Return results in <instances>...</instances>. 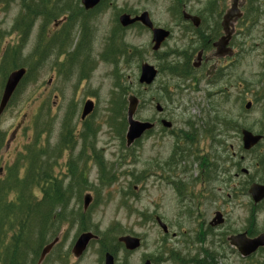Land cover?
<instances>
[{
    "label": "flooded vegetation",
    "instance_id": "1",
    "mask_svg": "<svg viewBox=\"0 0 264 264\" xmlns=\"http://www.w3.org/2000/svg\"><path fill=\"white\" fill-rule=\"evenodd\" d=\"M50 1L45 0L49 6H42L41 10L32 4L30 12L34 15L30 20L20 18V11L13 27L15 40L0 49V105L9 74L25 69L23 80L0 114V125L1 117L29 71L43 59L51 64L54 57L60 63L65 81H76L75 94L77 80H87L96 61L121 71L137 60L134 64L139 75L141 66L149 65L157 71V76L151 85H143L138 83V75V85L149 94L143 100L139 101L134 94L125 97L126 90L121 100L113 96L110 104L120 110L117 112L120 122L118 128L111 127L114 137L105 145L115 150L114 162L108 167L101 153L105 149L99 148V131L94 127L95 97L79 102L74 112L78 115L76 122L71 118L62 122L59 144L64 160L59 177H53L61 182L69 200L78 192L82 207L78 212L77 233L66 253L61 250L62 236L54 232L46 244L51 247L44 259L55 252L58 258L60 246V254L65 258L60 257V263L78 261L94 245L97 264H104L106 255L111 257L112 264H131L129 258L144 250L141 237L109 229L117 232L109 239L90 222L95 190L88 180L91 165L102 187H114L123 178L128 188L131 183L139 184L142 195L154 192L157 200L172 202L173 206L157 203L150 213L146 211L148 221L159 231V257L143 253L137 264H264V245H252L253 240L264 236V196L253 194L254 188L264 187V112L259 116L253 112L259 100L264 102V0H171L169 25L156 24L149 10L132 8L126 1L118 5V0H99L93 8L85 9L82 1L76 0L63 2L57 11L52 9L56 2L50 4ZM144 13L148 14L153 28L169 33L158 49H154L151 30L140 21L128 25L121 22L123 16L133 20ZM37 19L42 23L36 28L34 46L29 53L32 62L21 64L23 42ZM99 19L107 22L111 30L104 34L95 60L90 52L94 43H91V24ZM50 22L51 30L47 29ZM134 30L149 35L145 47L127 41ZM172 39V45L168 46ZM53 65L51 71L55 73V67L58 70L59 67ZM160 75H167L173 87L169 90L163 84L157 87L159 95H153L152 87ZM52 79L54 76L46 83L50 88ZM50 93L52 90H47ZM58 96L55 94L54 98ZM130 96L137 98V109L142 113L138 120L135 112L134 119L149 128L145 127L140 137L127 145ZM87 102H92L93 109L82 118ZM255 137L260 138L252 144ZM14 140L15 130L9 134L0 130V160L2 147L8 152ZM13 153L14 150L7 154V161ZM138 159L137 170L134 163ZM47 162L51 173L53 166ZM4 165L0 167V182L7 179ZM122 167H125L123 171ZM117 192L129 194L122 186ZM85 197L90 199L86 208ZM72 220L65 225L72 226ZM84 233L96 239L90 240L82 254L75 256L73 247ZM124 236L138 238L139 246L127 249L119 240Z\"/></svg>",
    "mask_w": 264,
    "mask_h": 264
},
{
    "label": "rangeland",
    "instance_id": "2",
    "mask_svg": "<svg viewBox=\"0 0 264 264\" xmlns=\"http://www.w3.org/2000/svg\"><path fill=\"white\" fill-rule=\"evenodd\" d=\"M54 1L57 5H52V9L57 11L60 9V6L63 5V2L72 3L76 0H51L50 4ZM125 1L132 8L149 10L151 17L156 24L169 25L171 17L170 9L172 7L171 0H118V5H122ZM22 3H25L26 5L29 4L30 7L37 6V10H41L42 6H49L45 0H43V3L42 0H11L9 2H0V49L6 44H12V40H15L12 36L15 35L13 27L15 26V20L20 15ZM57 19H59V17ZM40 23H42V20L37 19L32 31L23 42L21 50L23 57L20 59L21 64L24 63L29 65L32 62L28 57L34 46L36 28ZM91 27H93L91 43L93 41L94 43L92 51L90 52L92 57L97 60V53H100L101 51V40L104 34L111 30V27L102 19L95 21L91 24ZM47 29H52V22L49 23ZM20 34L23 36L21 32ZM9 35H11V37ZM127 41L133 46L145 47L150 41V37L149 35L142 33L140 30H134L130 32ZM172 43L173 39L169 41L168 46H171ZM142 51V55H144V50ZM135 61L137 60H134L129 68L121 71H115L109 65L96 61L94 64L95 68L90 73L89 78L85 81L77 80L76 94L74 93V85H76V81H65L66 79L63 74H61L63 68L59 65L60 63L56 62L54 57L52 58L51 64L46 63L43 59L33 69L31 68L27 77L18 88L15 98L11 104L7 106L3 117H1L0 130L2 131V134L7 132L9 134L11 131L15 130V140L12 143L10 150L7 152L4 147L1 149L0 167H2L5 162V178H8L10 169L12 167L15 168L16 162H22L29 152H33V154L36 152H45V156L40 160L43 162L48 161L50 165L52 164L53 170L51 171V175L59 177V171L61 172L64 160L59 144V134L62 128V122L66 118H71L73 123L76 122L75 118L78 116L74 113L76 107L79 105V102L89 96L95 97L97 101L93 120L95 121L96 119L97 123L94 127L99 131V148L105 149V151L101 152L103 160L107 167L112 164L114 162L112 157L115 154L114 147L111 145H105L106 143H109L110 137H114V131L110 129L118 128L117 123L120 122V117L117 115V112L120 110L112 108L110 104L111 100H114L113 96H115L116 99L121 100L122 96L119 95L121 88L126 89L127 95L125 97L134 94L138 97L139 101L143 100L145 95H149L145 94L137 83L139 70L134 64ZM53 64H56L59 67V70L55 67L57 70L55 73L51 71V67L54 68ZM50 76H54L51 88L46 84ZM1 82L2 78L0 75V87ZM163 84L166 85L169 90L173 87V81L170 80L167 75H160L155 85L152 87V94L159 95V93H157V87ZM47 90H52V94H47ZM55 94L59 95L58 98H54ZM75 99L77 102H74ZM186 105L187 103L183 104L181 110H184ZM253 112L257 116L261 115L264 112V102L259 100L258 104L254 107ZM141 117L142 113L140 108H138L136 111V118L139 120ZM114 119L115 121H113ZM90 123H92L91 120ZM110 133L112 134L109 135ZM13 150L14 153L10 160L7 161V154ZM134 164L138 170L139 159L138 162ZM124 168L125 167H122L121 171H123ZM89 170L90 173L88 180L94 185L95 189L92 193L94 200L90 207V222L97 225L99 233L108 235L109 239V236L117 233L113 230L109 232V229H116L119 230L118 233L132 234L139 238L141 237L144 240V250L129 258L131 264H137L139 257L143 255V253H147L149 256L152 255L159 257L157 255L159 231L156 227L151 225V222L148 221L149 216H146L145 213L146 211H149L148 213H150L152 209L156 208L157 203L163 204V207H169L173 206L172 202L157 200L154 192H151L148 196H145V194L142 195L139 190V184L131 183L128 188L124 184L126 179L123 178H120L122 180L114 187L111 185L102 187L99 184V181H97V173L91 165ZM103 176L104 181H106L108 173L105 172ZM120 186L129 191V194L127 195L117 192V190H120ZM134 186L138 187V189L134 190ZM84 190L85 189H83L82 192ZM77 197L78 192L75 191V197L70 198L68 204L69 209H66L67 218H65V222L61 223L62 225L60 224L56 230V233L59 236H62L63 243L61 250L63 253H66L70 241L77 233L76 224H78V212L81 211L82 207V198L77 199ZM70 218H73L70 223L72 226L65 225L69 222ZM58 251V258H56L55 252L48 255L42 263L62 264L60 263L59 258H65L60 254V246L58 247ZM96 251L97 247L91 245L88 252L81 259L74 262L71 259L67 264H97L98 256ZM32 262L33 257L29 261V264H32Z\"/></svg>",
    "mask_w": 264,
    "mask_h": 264
},
{
    "label": "trees",
    "instance_id": "3",
    "mask_svg": "<svg viewBox=\"0 0 264 264\" xmlns=\"http://www.w3.org/2000/svg\"><path fill=\"white\" fill-rule=\"evenodd\" d=\"M30 10L22 3L20 18L30 20ZM125 90L119 95L125 96ZM45 154L29 152L0 182V264H29L32 257L36 264L57 226L65 222L69 199L40 160Z\"/></svg>",
    "mask_w": 264,
    "mask_h": 264
},
{
    "label": "water",
    "instance_id": "4",
    "mask_svg": "<svg viewBox=\"0 0 264 264\" xmlns=\"http://www.w3.org/2000/svg\"><path fill=\"white\" fill-rule=\"evenodd\" d=\"M81 1L85 9H91L99 2V0H81ZM136 20L140 21L145 27L151 30L153 42L155 43L154 49H158L160 44L168 37L169 33L162 29L153 28L152 23L147 13H144L138 18H135L133 20H129L127 16H123L121 18V22L123 23V25L131 24L135 22ZM24 76H25V69L23 68L17 69L11 74H9L8 79L5 83L4 93L2 95V100H1V105H0V114L3 111L5 105H7L10 95L14 92V90L20 84ZM156 76H157V71L152 66L142 65L140 69L138 83L143 84V85H151L154 82ZM137 106H138L137 98L134 96H130L128 98V107H127V115H126L127 122H128V131L126 133L127 145H130L134 140L138 139L145 127L149 128L148 125L142 124L139 121H136L134 119ZM92 109H93L92 102H87L83 108L82 118H84L87 114H89L92 111ZM247 138L248 137L245 136L246 141H247ZM259 138L260 137L253 138V140L251 141L252 144L258 142ZM256 193L258 194L260 193V198L264 196V187L254 188L253 194L255 195ZM83 202H84V208H86L88 204L90 203V199L88 197H85L83 199ZM92 239H96V237L90 233H84L80 235L73 247V252L75 256L81 255L87 243ZM119 240L129 250L136 249L140 244L138 238L131 237V236H124V237H121ZM252 245H254V247L263 246L264 236H260L256 238L255 240H253ZM50 247L51 245L45 247L42 250L38 264L42 262L45 255L49 251ZM104 264H112L111 257L109 255H106ZM146 264H149V263H146Z\"/></svg>",
    "mask_w": 264,
    "mask_h": 264
}]
</instances>
